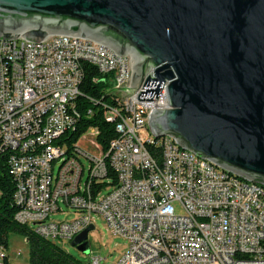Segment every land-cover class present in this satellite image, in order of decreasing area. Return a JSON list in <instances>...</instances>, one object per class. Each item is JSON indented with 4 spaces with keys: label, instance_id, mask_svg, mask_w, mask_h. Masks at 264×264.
Returning <instances> with one entry per match:
<instances>
[{
    "label": "built area",
    "instance_id": "built-area-1",
    "mask_svg": "<svg viewBox=\"0 0 264 264\" xmlns=\"http://www.w3.org/2000/svg\"><path fill=\"white\" fill-rule=\"evenodd\" d=\"M85 62L112 88L128 81L129 57L105 43L63 34L0 38V164L15 183L16 221L48 241H72L97 213L127 241L115 264H264V183L151 131L150 110L168 107L166 83L157 100L138 99L146 80L123 98L114 93L115 105L90 98L115 125L107 150L98 140L93 149L69 140L82 115ZM89 130L97 139L98 129ZM60 203L78 215L49 221L64 211ZM6 259L0 248V264Z\"/></svg>",
    "mask_w": 264,
    "mask_h": 264
},
{
    "label": "water",
    "instance_id": "water-1",
    "mask_svg": "<svg viewBox=\"0 0 264 264\" xmlns=\"http://www.w3.org/2000/svg\"><path fill=\"white\" fill-rule=\"evenodd\" d=\"M53 34L128 56V81L109 93L123 98L146 80L138 99L157 100L166 83L151 131L264 183V0H0V38Z\"/></svg>",
    "mask_w": 264,
    "mask_h": 264
},
{
    "label": "trees",
    "instance_id": "trees-1",
    "mask_svg": "<svg viewBox=\"0 0 264 264\" xmlns=\"http://www.w3.org/2000/svg\"><path fill=\"white\" fill-rule=\"evenodd\" d=\"M84 77L81 83V94L78 98L81 118L74 129L67 132L71 142L76 143L90 128L98 129L97 140L104 150L108 149L109 142L116 135L115 125L106 120L102 104L95 106L90 101L93 97L102 103L116 104L114 93H109L112 83L96 66L89 62L83 63ZM92 107L94 114L87 117L84 112ZM113 181L116 175L109 170ZM14 180L8 170L0 164V248L9 249L8 236L12 231L22 233L31 244L30 264H84L72 254L63 250L59 245L37 235L26 225L18 223L15 219L17 207L14 203ZM6 263H8V254Z\"/></svg>",
    "mask_w": 264,
    "mask_h": 264
},
{
    "label": "rangeland",
    "instance_id": "rangeland-1",
    "mask_svg": "<svg viewBox=\"0 0 264 264\" xmlns=\"http://www.w3.org/2000/svg\"><path fill=\"white\" fill-rule=\"evenodd\" d=\"M95 134L88 130L78 141L82 147L93 149L91 140L97 142ZM100 153V150L98 149ZM85 164V174L87 173L88 165L90 161L83 157ZM112 189V188H110ZM109 189V190H110ZM60 207L64 211L54 212L50 215L49 221H64L70 220L76 217L78 214L69 209L64 203H60ZM177 215H184L183 209L178 208L176 210ZM95 222L92 224V230L88 233V239L81 244L73 245L72 241L58 240L54 243L59 245L63 250L75 256L78 260L84 264H93L95 257H100V264H115L121 259L127 250V241L121 236H115L111 234L106 226L104 218L95 213ZM35 226H30L34 229ZM9 249L7 250L8 256L11 258L12 264H28V258H30L31 244L27 241V238L19 232L12 231L8 236ZM79 245L82 248L79 249Z\"/></svg>",
    "mask_w": 264,
    "mask_h": 264
},
{
    "label": "crops",
    "instance_id": "crops-1",
    "mask_svg": "<svg viewBox=\"0 0 264 264\" xmlns=\"http://www.w3.org/2000/svg\"><path fill=\"white\" fill-rule=\"evenodd\" d=\"M28 241V240H27ZM28 260V264H30V260H29V258L27 259ZM8 264H12L11 263V258L8 256Z\"/></svg>",
    "mask_w": 264,
    "mask_h": 264
}]
</instances>
